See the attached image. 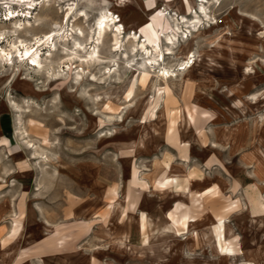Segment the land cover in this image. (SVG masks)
Wrapping results in <instances>:
<instances>
[{
    "label": "rangeland",
    "instance_id": "rangeland-1",
    "mask_svg": "<svg viewBox=\"0 0 264 264\" xmlns=\"http://www.w3.org/2000/svg\"><path fill=\"white\" fill-rule=\"evenodd\" d=\"M145 3L0 0V264H264V0L210 6L155 69L95 40L103 12L146 25ZM61 28L102 66L60 60Z\"/></svg>",
    "mask_w": 264,
    "mask_h": 264
},
{
    "label": "bare ground",
    "instance_id": "bare-ground-1",
    "mask_svg": "<svg viewBox=\"0 0 264 264\" xmlns=\"http://www.w3.org/2000/svg\"><path fill=\"white\" fill-rule=\"evenodd\" d=\"M221 1L222 0H201L200 2H198L197 6L194 7L192 2H191V0H184V5L186 6V9H185V14L182 15V16L177 15V14L169 13L168 11L163 9V13L167 14L170 17V21L172 22V26H173L171 32H168V33L163 35V37L165 38V40L167 42V44H166L167 47H166L165 50H163L161 45L158 44V43H156V44H154L152 46H149L148 41L145 38H143L142 35H141V30L143 29V27L145 25L143 27L135 29L136 31L134 30L133 33L130 32V33L127 34L125 24L121 20H119L118 16L115 17V15L111 11L103 12V13L100 14V18L98 19V22H97L98 23L97 24L98 27H97V31H96V35L98 36V38L95 39V40L98 42V44H99V42L101 43L102 38H104L108 34V32L111 30L114 33L113 36L115 37V42H116V44L114 43V45L116 47L120 46L119 48L122 49V41H121L122 39H125V40H128V41H134V43H136V45L134 44L132 46L131 51L133 53H135V55H139V54H141V56L142 55H146L148 57L146 64L151 69H155L156 66H160L159 58L163 61L164 56L173 55L174 54V50L177 48L178 44L181 41L180 40L181 37L182 36L184 37L185 34H187L189 31L190 32L191 31H196L202 25L203 20L210 18L209 7L213 6V5H220ZM83 15H79V14L73 13V8H71L70 12L68 13V19H69V17H71V18L74 19V21L77 22L78 20L82 19L81 17ZM86 18H88V17H86ZM78 30L81 31L80 28H78ZM62 31H64V30L61 28V29H59V31L57 33H52V34H47L46 35L48 41L53 40V38L56 37V36L59 37V41L62 44V50H63L62 53H63V55H65L64 58H61L60 60H63L66 57H70L68 59L69 61H72V60H74L76 58H80L82 63H86L89 66L90 65L91 66L92 65L93 66H102V64L104 62H102V60H101L102 57L100 56V53H99L100 50L98 48L94 47L95 49L92 52H86L87 51V47L86 46L91 45V42L94 39L92 36H90L91 34L88 33L89 35L85 38V40H84V44L85 45L82 42L80 43L79 41L74 39V44L76 46V49L77 48H78L77 50L81 49V50H83V51H85L87 53L86 56L82 57V56H80L78 54L79 51L77 53L76 49H75L76 53L74 52V54L72 53V55L67 53V52H69L68 49L66 48V43L68 42V39H67V36L62 35ZM81 34H83V32ZM73 35L74 34L72 32V34L70 36L72 38H74ZM142 39H144V40H142ZM45 40H46V38H45ZM96 41H95V43H97ZM45 42H43L42 40L39 41L38 49H37V51H35V53H32L33 50H31V48H28L27 46L25 47V52H24L25 53V57H30L29 55H31V59H32L31 61L33 62V65L38 66V68H43L42 67L43 64H42V62L40 60L41 59L40 58V54H41V50H43L41 48V46ZM46 45H47V43H46ZM13 47H16V46H13ZM96 49L99 50V51H96ZM39 50H40V52H39ZM113 50H114V48H113ZM118 51H119L118 49H115L114 53L118 52ZM6 52H5V50H1V54H0L1 59H2L1 61L5 60L4 58H6V56H10L11 55V53H6ZM8 52H10V51H8ZM17 53H19V49H17ZM115 54H118V53H115ZM11 60L13 61V58H11ZM2 65L3 64L0 63L1 67H2ZM181 66H183L181 68V70H186L187 68H189L190 67V59L187 62H184ZM11 67H12V69L14 71V67L15 66H14L13 62L10 64V68ZM156 68H158V67H156ZM69 70H70V66H69ZM40 72H41V70L38 72L37 75H39ZM168 73H169V71L164 69L163 72H162V76L163 77L167 76ZM47 76H49V75H47ZM91 76H92V79H89V81L87 82V83H89L88 86L94 85L95 82H97V84H104V82H99L100 79L98 80L95 77V75H91ZM80 80H83V74L82 73H78V74L76 73L75 83L78 84ZM83 82H84V80H83ZM222 256L229 257L227 254L226 255H222Z\"/></svg>",
    "mask_w": 264,
    "mask_h": 264
},
{
    "label": "crops",
    "instance_id": "crops-1",
    "mask_svg": "<svg viewBox=\"0 0 264 264\" xmlns=\"http://www.w3.org/2000/svg\"><path fill=\"white\" fill-rule=\"evenodd\" d=\"M139 1L146 2L145 9L149 14L148 18L150 20L149 23H147L141 30L142 37H146L147 41L149 40L151 43H156L159 40L161 41L164 38L162 35L165 34L168 29L171 28L172 22L170 21V17L167 14L163 13L164 8L159 7V4L168 3L171 0H139ZM172 215L173 213L169 215L170 219H172L171 218ZM188 224L183 227V230H188ZM179 231L180 230H178V232ZM149 239L150 237L145 238L146 242H149Z\"/></svg>",
    "mask_w": 264,
    "mask_h": 264
}]
</instances>
